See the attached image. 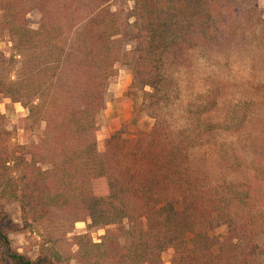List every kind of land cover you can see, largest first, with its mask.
Returning <instances> with one entry per match:
<instances>
[{
	"label": "trees",
	"instance_id": "1",
	"mask_svg": "<svg viewBox=\"0 0 264 264\" xmlns=\"http://www.w3.org/2000/svg\"><path fill=\"white\" fill-rule=\"evenodd\" d=\"M221 1L0 0V36L12 45L0 97L27 113L24 144L0 115V264H160L169 250L171 264H264V202L250 183L195 166L235 173L243 140L264 147V82L254 100L236 97L230 79V44L264 59V19L249 8L224 25ZM117 66L154 124L99 143ZM8 203L36 261L11 250Z\"/></svg>",
	"mask_w": 264,
	"mask_h": 264
},
{
	"label": "rangeland",
	"instance_id": "2",
	"mask_svg": "<svg viewBox=\"0 0 264 264\" xmlns=\"http://www.w3.org/2000/svg\"><path fill=\"white\" fill-rule=\"evenodd\" d=\"M132 6L133 4L129 3V7L132 8ZM249 8H257L264 19V0H223L215 4L214 13L219 18L221 16L222 23L226 25L232 20L236 10ZM27 21L30 28L36 29L40 21V15L36 11L31 12L27 16ZM230 46H232L230 52L233 63L230 79L233 80L231 85L233 92L238 98L247 95L254 100H261L263 95L260 97L254 96L252 87L259 82H264L263 56L250 49H244L240 46L237 48L233 44H230ZM11 47L9 39L6 36H0V58H9ZM117 70L118 75L109 82L105 96V107L100 117L101 133L98 137L99 143L105 142L118 131L125 132L126 137L129 138L137 131L148 132L154 124L152 119L139 111L142 93L132 88L133 77L131 71L120 66H117ZM263 108L264 106L260 110ZM260 113V116L264 117V111H260ZM26 114L25 109L20 104L10 103L0 97V115L5 118V128L14 135L16 133L17 140L22 144L26 142L27 137L18 128ZM236 148H238V162L241 166L238 172L231 173L215 161H208L204 164L197 159L195 166L198 169H207L217 179L250 183L253 187V193L264 202V147L243 140L241 145ZM5 209L7 218L2 225L10 238L11 250L23 254L28 260L36 261L37 250L30 249L28 241L21 233L22 221L19 205L8 203ZM225 230V228L216 229L212 232V235L221 236L225 233ZM76 232H86V225L84 223L77 224ZM104 234V230L92 231L95 242H99V238ZM120 242L122 245H126L128 239L122 238ZM172 256L173 251L165 252L162 255L160 264H171Z\"/></svg>",
	"mask_w": 264,
	"mask_h": 264
}]
</instances>
